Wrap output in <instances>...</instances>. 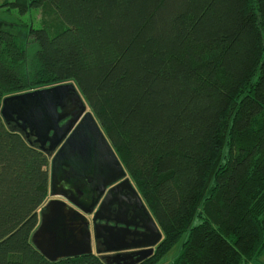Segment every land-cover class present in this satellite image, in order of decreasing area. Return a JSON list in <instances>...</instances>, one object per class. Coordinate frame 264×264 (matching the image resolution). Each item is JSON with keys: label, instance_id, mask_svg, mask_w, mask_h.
<instances>
[{"label": "trees", "instance_id": "1", "mask_svg": "<svg viewBox=\"0 0 264 264\" xmlns=\"http://www.w3.org/2000/svg\"><path fill=\"white\" fill-rule=\"evenodd\" d=\"M0 7L45 16L24 38L0 29V264H106L97 253L51 261L32 243L51 161L1 115L6 97L65 83L78 88L163 234L138 264H157L185 233L173 264L259 262L264 0Z\"/></svg>", "mask_w": 264, "mask_h": 264}, {"label": "water", "instance_id": "2", "mask_svg": "<svg viewBox=\"0 0 264 264\" xmlns=\"http://www.w3.org/2000/svg\"><path fill=\"white\" fill-rule=\"evenodd\" d=\"M75 92L76 85L65 83L3 100L1 115L8 126L15 125L31 144H35L30 139L34 137L44 152H56L50 163L49 200L39 212L40 224L32 235V243L47 259L58 261L94 254V236L102 241L105 253L142 248L129 256L131 262L125 260L126 256H120L127 264H138L153 253L163 234L143 198L132 186L94 114L86 112L87 107L82 104L80 112L77 110L79 114L68 112L72 111L69 101ZM71 115L73 117L61 126V122ZM75 123L77 125L73 128ZM120 180L123 181L106 193L110 185ZM124 186L145 211L148 222L142 234L145 240L128 243V235L122 232L127 230L126 225L122 228L99 223L113 197ZM91 215L92 220L89 219ZM102 259L106 264H113L111 259L103 256Z\"/></svg>", "mask_w": 264, "mask_h": 264}, {"label": "rangeland", "instance_id": "3", "mask_svg": "<svg viewBox=\"0 0 264 264\" xmlns=\"http://www.w3.org/2000/svg\"><path fill=\"white\" fill-rule=\"evenodd\" d=\"M5 1H7V0H0V5H2ZM1 9L2 8L0 7V10ZM44 17H43L42 11L39 10V9H33L30 12V14L25 15V16H21V17L18 16L16 14V12H12L9 15L7 13L0 12V29H7L8 28V29L12 30L13 32H15L21 38H24L25 35H27V33H26L27 32L26 28H28V25L27 24L31 23L33 26H39L41 24V22L43 21ZM27 41H30V38H27ZM72 84H74V83H72ZM40 89H42V88H40ZM69 104H70V108H71L72 111H68V112H70L72 114L75 113L74 112L75 110H78L80 112V109L79 108L81 107V104H82V106L85 105L87 107L86 112L87 111H90L89 110V107L87 106L85 100L83 99V97L80 94V92H79V90H78L77 87H76V92L74 94H72L71 97H70ZM77 114H79V113H77ZM71 118H72V116H71ZM9 127L11 129L18 130L15 125H10ZM30 139H31V141H33V143H35V145H37L38 147L40 146L39 144H37L35 142V138L34 137L31 136ZM46 153L49 155L50 161H51L56 152H46ZM129 179H130V182H131L132 186L136 189V187H135V185L132 182V180H131L130 177H129ZM50 198L53 199L54 197H50ZM55 198H57V197H55ZM58 199H62V198H58ZM145 205H146V203H145ZM146 207H147V205H146ZM147 209H148V207H147ZM198 223H199V220L198 219L195 220V225L198 224ZM187 237H188V234L187 233L183 234V236L180 238V240L168 252H166L160 258V260L157 262V264H173V261L175 259H177L180 256V254L182 253L183 244L186 241V238ZM99 241L100 240L94 239V236H93V242H92L93 250L98 255H101V256H103L104 258H107V259H111V261L113 260V264H127V263H125V262L122 261V259L120 258V256H123V258L126 256L125 257V260H128V262H131V260H129V259H131V257H129V256L131 254L140 252V250H142V248L141 249H137V248L134 249L133 248V249H130V250H124V251H120V252H108V253H105V249L106 248L104 246H102V244L100 243L102 241H100V242ZM161 241H160V243H161ZM127 242L128 243H131L132 240H130L129 238H127ZM158 245L154 247L153 253L149 257L153 256L157 252ZM117 258H119V259H117ZM136 258H138V257H135V259ZM115 259H117V260H115Z\"/></svg>", "mask_w": 264, "mask_h": 264}, {"label": "flooded vegetation", "instance_id": "4", "mask_svg": "<svg viewBox=\"0 0 264 264\" xmlns=\"http://www.w3.org/2000/svg\"><path fill=\"white\" fill-rule=\"evenodd\" d=\"M75 113H77V110H75ZM71 116L73 117V115ZM71 116L64 119L61 122V126L66 124V122L71 119ZM77 123L74 124L73 128L77 125ZM50 135H52V133ZM122 181L123 180H120L117 183L110 185L107 188L106 193L112 187L120 184ZM123 188L124 189H122L121 192L116 193V195L113 197L112 204L109 205L108 209L101 215L103 220H101L99 223L108 224L109 226H119L122 228H125L124 225H126L127 230H122V232L126 233L130 240H135V242H137V240H145L142 235L148 226L145 211L129 188L127 186H124ZM104 197L100 200L98 206L96 207V211L99 209ZM89 219H93V215L89 216ZM117 222H120V224ZM91 228H93V226ZM100 243L102 244V242Z\"/></svg>", "mask_w": 264, "mask_h": 264}, {"label": "crops", "instance_id": "5", "mask_svg": "<svg viewBox=\"0 0 264 264\" xmlns=\"http://www.w3.org/2000/svg\"><path fill=\"white\" fill-rule=\"evenodd\" d=\"M94 253H96V252L94 251ZM255 264H264V256L259 260V262L255 263Z\"/></svg>", "mask_w": 264, "mask_h": 264}]
</instances>
